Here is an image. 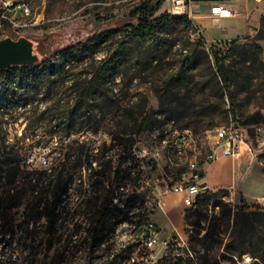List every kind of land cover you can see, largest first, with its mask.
<instances>
[{
	"label": "rangeland",
	"instance_id": "374dc122",
	"mask_svg": "<svg viewBox=\"0 0 264 264\" xmlns=\"http://www.w3.org/2000/svg\"><path fill=\"white\" fill-rule=\"evenodd\" d=\"M141 1L0 0V13L6 3L12 5L9 16L18 24L3 22L0 40L26 36L34 41L39 54V44L50 50L58 45L83 43L93 37L92 49L85 52L84 61L74 62L66 75L60 89L63 96L73 79H83L86 71L92 69L90 64H97L96 61L116 47L129 29L125 23H136L131 12ZM223 1L235 2L238 12L250 8L255 14L249 19L246 31L222 40L207 38L189 10L178 13L172 0L164 1L161 12L174 16L187 14L193 22L191 28L181 22L161 32L159 56L145 68L138 67L135 59L120 67V74L109 84L111 105L95 110L100 121L97 133L53 135L58 128L48 124V116H42L46 104L40 101L16 109L0 108V139L16 144L22 173L32 169L48 170L57 162L59 151L67 153L60 156L63 160H68V155L72 154V159L84 162L88 148H92L89 153L105 155L103 161H112L111 169L105 173V190L99 192L102 199L110 203L108 191L112 183V188L115 187L118 160L125 155L131 159L133 173L124 180L125 189L117 188L115 195L119 198L122 191L131 192L137 186L144 195L136 203L139 209H134L132 222L121 223L123 212L108 210L102 241L94 245V224L81 215L82 201L86 197L79 192V177L69 191L70 200L66 201L68 205L62 212L63 229L56 235L48 236L41 231L27 235L25 229L12 228L11 224L21 221L26 214V204L32 198L26 193L20 207L5 211L6 218L0 226V264H158L168 246H157L145 258H140L141 244L135 245L133 251L125 249L137 243V233L149 211L157 226L162 227L163 241L183 248L189 245L192 230L199 229L200 236L208 230H220L225 242L218 249L223 252L236 212L241 208L264 209V199L249 203L241 194H231L227 188H213L193 207H188L182 196L171 191V185L191 161L202 162L207 157L219 127L243 126L251 133L258 126L264 127V0H189L193 2L194 13L199 11V5L210 7L213 2ZM19 4L28 6L29 14L23 15L16 9ZM212 19L206 16L202 20L210 21L217 28L221 26ZM200 35L204 37L203 44L199 42ZM196 47L199 49L197 66L186 72L187 55ZM138 54V50L130 51V56ZM179 71L183 75L177 82ZM214 72L219 76L223 72L230 75L231 86L224 99ZM3 80L4 74L0 73V83ZM194 105L190 112L187 107ZM136 116L137 125L133 121ZM129 143L133 144L131 150ZM83 146L85 150L81 155L78 148ZM43 158L48 160L47 166L42 165ZM248 158H244L245 163ZM220 163L223 166L221 177L223 174L230 177L231 161L225 159ZM151 164L159 179L152 178ZM94 165L99 166L97 161ZM124 168L122 165L121 169ZM82 172L86 177L89 169L79 168L78 173ZM255 182L257 186H253V191L264 194V170L258 163L245 181L247 186ZM8 194L7 191L5 195ZM112 201L116 203V199ZM70 205L72 209L68 213ZM73 228L79 230L71 235ZM10 230L16 233H9ZM252 264L262 263L257 259Z\"/></svg>",
	"mask_w": 264,
	"mask_h": 264
},
{
	"label": "trees",
	"instance_id": "16d2710c",
	"mask_svg": "<svg viewBox=\"0 0 264 264\" xmlns=\"http://www.w3.org/2000/svg\"><path fill=\"white\" fill-rule=\"evenodd\" d=\"M164 1H141L131 12L136 23H125L129 29L118 41L116 47L96 61L97 64H90L92 69L86 71L87 74L83 79H73L64 89L63 96L60 94V89L65 84L66 75L74 62L84 61L85 52L92 49L93 37L83 43L58 45L50 50L43 44H39L40 60L37 63L13 65L0 70V73L4 74V80L0 83V108L16 109L21 106H32L40 101L46 104L42 116H48V124L58 128L53 135L69 137L80 132L93 134L99 132L100 121L97 120L95 110L96 108L102 110L105 106L111 105L109 84L120 74V67L135 59L138 67L145 68L159 56L161 32L175 28L181 22H185L188 28H191L193 24L187 14L174 16L167 11L161 12ZM148 41L151 43L145 45ZM199 42L204 43L202 35L199 36ZM132 50H138L139 54L136 57L130 56ZM203 50L207 54V51ZM198 53L197 47L190 50L186 58V72L197 66ZM182 75V71H179L175 81L178 82ZM229 76L227 72H223L221 76L214 72L223 99L230 90ZM191 107L195 105L187 108L190 110ZM138 120L137 116L133 117L135 125ZM129 146L131 150L133 144L129 143ZM74 149L76 148L73 147ZM91 149L88 148L86 154L88 158L84 162L72 159V154L68 155V160H63L60 156L67 153L59 151L57 162L48 168L49 171L32 169L22 173L16 144L9 143L4 138L0 139V226L2 220L6 218L5 211L20 207L24 194L28 193L32 198L26 204V214L21 221L11 224L12 228L25 229L27 235H33L38 231L48 236L59 234L64 226L62 212L68 205L66 201L70 200L68 199L69 191L77 177L80 179L79 192L86 197L82 201L81 215L90 224H94L92 234L94 245L102 241V232L109 219L108 210L123 212L119 222H132L134 209H139L136 203L143 199V192L137 186L131 192L122 191L119 198L115 195L117 188L125 189L124 180L133 173L130 157L125 155L118 160L115 170L118 176L115 187L112 188L114 186L112 183L111 191H108L110 197V203H108L107 199H102L99 192L105 190V173L111 169L112 161H103L105 155L101 157L97 153L91 154L89 153ZM78 150L83 155L85 147H79ZM95 161L99 166L94 165ZM122 165H125L124 169H121ZM81 167L89 169L86 177L83 172L78 173ZM121 172L124 175L120 176ZM202 175H206V170L202 172ZM10 189L13 193H10ZM7 191L9 194L6 196ZM205 197L206 195L200 197L198 201ZM112 199H117L116 203H113ZM68 207V213H70L72 207L71 205ZM90 215L93 217H89ZM193 225L199 226L195 223ZM77 230L79 228L70 229V234L73 235ZM200 232L199 229L192 230L187 247L182 248L176 246V243H168V248L158 260V264H239L246 254L264 264V209L241 208L236 212L234 226L223 252H219L218 249L225 242L222 231L208 230L202 236ZM9 233L15 234L16 231L10 230ZM136 238L137 243H132L125 249L133 251L135 245L141 244L140 258L150 255L152 249L142 243L138 233Z\"/></svg>",
	"mask_w": 264,
	"mask_h": 264
},
{
	"label": "built area",
	"instance_id": "2783aa9c",
	"mask_svg": "<svg viewBox=\"0 0 264 264\" xmlns=\"http://www.w3.org/2000/svg\"><path fill=\"white\" fill-rule=\"evenodd\" d=\"M261 2L263 0H256ZM175 8L187 9L191 2L189 0H172ZM5 9L0 13V27H3V22H8L14 25H18L12 17L9 16V10H11L12 5L6 3ZM20 9L24 15V10H30L25 4L16 5V9ZM210 13L213 16H223V15H235L238 13V9L233 6L232 3L227 2H217L211 5ZM259 136V146L256 147V151H249V136H247V131L243 126H222L216 130L215 133V143L208 156L202 162H196L189 168L187 172H181L174 184L171 185V191L182 196L184 203L188 207L196 206L199 201H196V192L211 191L206 183L202 172L205 170L206 164L220 159L221 157H230L234 160L244 159L246 156L249 158L245 163L244 172L248 173L255 165L258 163L264 170V127L260 126ZM42 165L47 166L48 160L46 158L42 159ZM150 173L152 178H158L157 171L155 167L151 164L149 165ZM231 194L234 193L233 186L227 188ZM117 200V199H116ZM144 227V234H138L142 243L146 245L149 249H154L157 246L164 245L168 246L167 241H163L161 238V229L157 226V223L153 219V213L149 211L147 215V220L141 226ZM257 260V258L246 254L243 256L239 264H252Z\"/></svg>",
	"mask_w": 264,
	"mask_h": 264
},
{
	"label": "crops",
	"instance_id": "0c3cea01",
	"mask_svg": "<svg viewBox=\"0 0 264 264\" xmlns=\"http://www.w3.org/2000/svg\"><path fill=\"white\" fill-rule=\"evenodd\" d=\"M227 3H232L234 7L237 8V5L233 1H223ZM201 3V2H199ZM217 3V2H213ZM200 9L197 13H194L193 10V2L190 4V16L191 18L200 26V28L203 30V33L207 38L212 39H231L235 37L234 35L238 36L242 34L244 31L248 28V21L249 19L255 14L254 10H251L250 8L243 9L242 11H239L235 15H223V16H213L210 13V7L199 5ZM209 16L213 17L212 20L218 21L221 23V26L214 27L210 21H204L202 20L204 17ZM228 159L231 161L232 164V170L230 177H227L226 175H222L224 177H221L222 174V162L223 160ZM243 168V170H242ZM245 168V161L244 159L241 160H234L230 157H221L218 160H215L213 162H210L206 164L205 170L206 175L204 176L205 183L210 188H228L229 186H233L234 193H239L241 196L247 200V202H260L264 199V194L255 193L253 191V186H257V183H252L251 186H247L245 183L248 178L251 177L253 168L248 172H244ZM162 229V227H160Z\"/></svg>",
	"mask_w": 264,
	"mask_h": 264
},
{
	"label": "water",
	"instance_id": "95a60500",
	"mask_svg": "<svg viewBox=\"0 0 264 264\" xmlns=\"http://www.w3.org/2000/svg\"><path fill=\"white\" fill-rule=\"evenodd\" d=\"M40 60L34 41L26 36L0 40V70L13 65H32Z\"/></svg>",
	"mask_w": 264,
	"mask_h": 264
},
{
	"label": "bare ground",
	"instance_id": "6f19581e",
	"mask_svg": "<svg viewBox=\"0 0 264 264\" xmlns=\"http://www.w3.org/2000/svg\"><path fill=\"white\" fill-rule=\"evenodd\" d=\"M177 12L181 13V12H187V9H179L176 8ZM173 11V10H172ZM170 11V12H172ZM29 10H24L25 14H29ZM246 131H247V136H249V151H256V147L259 146V136L258 133H260V126L256 127V129L253 131V133H251L249 131V129H247L245 127ZM213 146V145H212ZM213 148V147H212ZM211 148V150H212ZM172 149V148H171ZM208 150V149H207ZM210 150V152H211ZM184 152V151H183ZM209 152V153H210ZM206 156V155H205ZM208 156V155H207ZM204 158V157H203ZM190 160V159H189ZM195 164V161H191L188 165V167L186 168V170L182 171V172H187L189 170L190 167H192V165ZM183 170V169H182ZM181 172V171H180ZM211 191H202V192H196V201L199 200L200 197H203L207 194H209ZM139 234H144V227H141V229L139 230Z\"/></svg>",
	"mask_w": 264,
	"mask_h": 264
}]
</instances>
